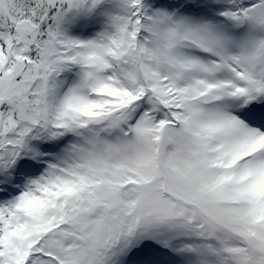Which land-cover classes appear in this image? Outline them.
Instances as JSON below:
<instances>
[{
  "label": "snow or ice",
  "instance_id": "1",
  "mask_svg": "<svg viewBox=\"0 0 264 264\" xmlns=\"http://www.w3.org/2000/svg\"><path fill=\"white\" fill-rule=\"evenodd\" d=\"M0 264H264V0H0Z\"/></svg>",
  "mask_w": 264,
  "mask_h": 264
}]
</instances>
